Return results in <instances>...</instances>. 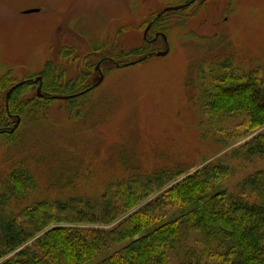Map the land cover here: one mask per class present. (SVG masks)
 <instances>
[{
    "label": "rangeland",
    "instance_id": "1",
    "mask_svg": "<svg viewBox=\"0 0 264 264\" xmlns=\"http://www.w3.org/2000/svg\"><path fill=\"white\" fill-rule=\"evenodd\" d=\"M189 1L0 0V109L12 86L45 74L48 80L47 63L61 85L75 84L74 89H43L53 96L90 89L100 75L98 64L104 75L101 84L70 105L31 102L22 117L13 113L21 118L17 129L0 131V190L18 168L30 170L35 179L28 204L98 195L129 174L185 170L133 213L209 163L230 166L224 186L231 191L264 169V155L246 158L242 148L264 132V124L239 132V118L221 114L223 104L212 109L216 114L207 106V96L215 92L213 77L264 69V0H196L165 14L148 33L152 41L145 40L147 26L160 12ZM157 32L168 38L166 56L115 64L165 51L162 36L153 42ZM38 87L25 88L20 98H34ZM16 115L0 128L13 129ZM235 131L240 134L231 136ZM119 222L92 225L110 229ZM180 240L169 264H222L211 259L198 233Z\"/></svg>",
    "mask_w": 264,
    "mask_h": 264
},
{
    "label": "trees",
    "instance_id": "2",
    "mask_svg": "<svg viewBox=\"0 0 264 264\" xmlns=\"http://www.w3.org/2000/svg\"><path fill=\"white\" fill-rule=\"evenodd\" d=\"M162 17L154 20L153 30ZM49 66L47 63L45 68L49 81L46 74L42 76V92L54 85L61 90L74 89L73 82L61 85L60 75ZM212 80L215 92L207 96L212 113L223 104L221 114L239 118V132L264 124V69L246 75L224 73ZM35 84L39 85L28 80L10 88L15 87L8 103L6 94L0 109V127L17 113L22 117L23 108L31 102L49 106L66 100L70 105L91 91L61 96L37 93L28 101L20 98L25 88ZM3 128L1 133L12 129ZM242 148L246 158L264 155V132ZM230 173L227 164L209 163L130 213L182 177L185 170L129 174L109 182L98 195L46 197L28 204L35 191V179L30 170L18 168L5 177L0 190V264H169L181 237L190 232L198 233L206 241L205 250L211 259L222 264H264V169L245 178L232 191L224 186ZM114 222L119 223L110 229L92 225ZM99 255L103 256L96 260Z\"/></svg>",
    "mask_w": 264,
    "mask_h": 264
},
{
    "label": "water",
    "instance_id": "3",
    "mask_svg": "<svg viewBox=\"0 0 264 264\" xmlns=\"http://www.w3.org/2000/svg\"><path fill=\"white\" fill-rule=\"evenodd\" d=\"M193 2H195V0H191L190 2H188V3H186V4H182V5H179V6H176V7H168V8H166V9H164L162 12H160V13L157 15V17L155 18V20H156V19H159L160 17H162V15L165 14L166 12L183 9V8H185V7L189 6V5H191ZM35 11H37V10H29L28 12H35ZM153 23H154V20H153V21L147 26V28H146V30H145V36H146V34L148 33L150 27L153 25ZM160 34H161V36L163 37V39L167 42V49H166L165 51H158V52H154V53H149V54L145 55L143 58H141V59H139V60H137V61H134V62H131V63L125 64L124 66L131 65V64H136V63L141 62V61H143V60H145V59H147V58H149L150 56H153V55H155V56H166V55L169 53V51H170L169 41H168V38H167L166 34H164V33H160ZM160 34H157V36H156L155 39H157L158 36H160ZM115 64H116L118 67H120V64H119V63L116 62ZM103 79H104V75H103V73L100 71V75L97 76V77L94 79V81H95L94 86H92L90 89H92V88L98 86L99 84H101V82L103 81ZM31 81H32V82H35V83H39V87H38V89H37V93H38L39 96H44V93L42 92V81H43L42 77L39 76V77H37L35 80H31ZM14 88H15V87H13L12 89H10L9 92L7 93V103H8V99H9V97H10L12 91L14 90ZM17 119H18V120H17V124H16V125L14 126V128L11 130L12 132H13L15 129H17V127H18L19 124H20L21 118L18 116Z\"/></svg>",
    "mask_w": 264,
    "mask_h": 264
},
{
    "label": "flooded vegetation",
    "instance_id": "4",
    "mask_svg": "<svg viewBox=\"0 0 264 264\" xmlns=\"http://www.w3.org/2000/svg\"><path fill=\"white\" fill-rule=\"evenodd\" d=\"M190 1H191V0H190ZM190 1H189V2H190ZM195 1H196V0H195ZM193 3H194V2H193ZM193 3H192V4H193ZM151 27H152V26H151ZM151 27H150V28H151ZM149 31H150V29H149ZM149 31H148V33H149ZM148 33H147L146 36H145V40H147V41H152V40H150V39L148 38ZM160 33H162V32H157V34H160ZM160 36H161V34H160ZM156 40H157V39L153 40V42L156 41ZM165 42H166V41H165ZM166 45H167V42H166ZM96 69H97L98 72H100V71H101V64H98V65L96 66ZM24 82H25V81H24Z\"/></svg>",
    "mask_w": 264,
    "mask_h": 264
}]
</instances>
